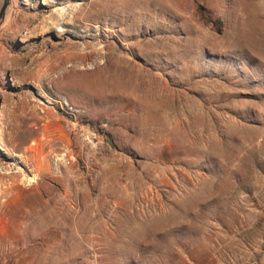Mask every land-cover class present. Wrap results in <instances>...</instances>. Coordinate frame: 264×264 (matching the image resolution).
<instances>
[{
	"label": "rangeland",
	"instance_id": "rangeland-1",
	"mask_svg": "<svg viewBox=\"0 0 264 264\" xmlns=\"http://www.w3.org/2000/svg\"><path fill=\"white\" fill-rule=\"evenodd\" d=\"M45 2L0 23V264H264V0Z\"/></svg>",
	"mask_w": 264,
	"mask_h": 264
},
{
	"label": "bare ground",
	"instance_id": "bare-ground-1",
	"mask_svg": "<svg viewBox=\"0 0 264 264\" xmlns=\"http://www.w3.org/2000/svg\"><path fill=\"white\" fill-rule=\"evenodd\" d=\"M58 1L59 0H51V1L46 0L45 3H47L46 6H48L50 8L54 4L58 3ZM18 12L20 13V11H18ZM69 14H70V11H68V13H65L64 11L56 10V11H50L48 14H45V13L43 14V12L37 13V11H36V13L32 14V16H31V21L33 20L35 22V24L28 30V32H34L36 29H38V24L43 23V22L48 24L49 26L57 24V21H61L62 23L64 21L66 22L67 20L72 18V14H71V17L69 16ZM92 15H94V14H92Z\"/></svg>",
	"mask_w": 264,
	"mask_h": 264
},
{
	"label": "water",
	"instance_id": "water-1",
	"mask_svg": "<svg viewBox=\"0 0 264 264\" xmlns=\"http://www.w3.org/2000/svg\"><path fill=\"white\" fill-rule=\"evenodd\" d=\"M8 4H9V0H1V3H0V23L3 19L4 12H5Z\"/></svg>",
	"mask_w": 264,
	"mask_h": 264
}]
</instances>
